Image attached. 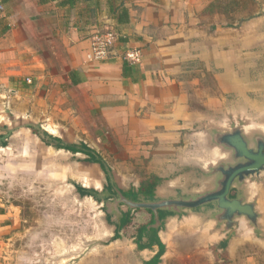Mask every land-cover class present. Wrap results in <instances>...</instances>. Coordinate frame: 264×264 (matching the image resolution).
Segmentation results:
<instances>
[{
	"label": "crops",
	"instance_id": "0c3cea01",
	"mask_svg": "<svg viewBox=\"0 0 264 264\" xmlns=\"http://www.w3.org/2000/svg\"><path fill=\"white\" fill-rule=\"evenodd\" d=\"M218 3L219 0H0V73L19 83L38 80V86L52 81L59 84V92L79 88L83 99L77 103V110L82 104L80 110L87 113L90 143L99 142L105 128L117 137L123 133L124 138H130L128 143L137 145L144 158L150 145L161 144L160 153L154 156L165 162V172L173 174L176 161L188 159L194 162L185 170L194 167L186 175L202 177L220 157L221 146L211 144L205 134L188 137L187 132L205 126L195 97H207L202 106L215 114L217 120H213L212 127L220 126L218 114L224 96L233 104L243 98L255 107L256 103L247 99L248 73L252 58L264 47V11L253 17L244 13L230 21L234 14L230 9L224 12ZM95 28L116 34L111 56L97 63L85 58L89 36ZM126 49L139 50L141 63L125 62L122 53ZM206 78L208 85L204 84ZM225 80L227 87L221 92ZM229 112L235 114V107ZM249 134L254 135L255 143L258 137L254 132ZM203 138L207 140L203 142ZM198 140L200 149L187 154L189 141ZM182 142L185 147L177 148ZM76 155L81 154L73 156ZM87 166L101 172L96 164ZM159 170L154 168L148 173L161 179L156 198L175 200L161 198L159 187L171 183L169 191L178 193L181 187L176 183L183 181H165ZM112 175L116 176L115 172ZM91 181L90 187L84 188L100 192L105 184L98 177ZM142 181L121 190L136 189ZM181 192L178 199L198 195L196 189L186 192V196ZM228 197L253 206L255 225L244 216H235L230 223L221 220L214 202L182 211L199 225L216 252L223 251L219 245L226 241L227 255L234 259L250 241L251 233L263 231L264 169L258 175L234 181ZM213 212L217 213L211 216ZM156 252V247L140 251L143 256L151 254L144 262Z\"/></svg>",
	"mask_w": 264,
	"mask_h": 264
},
{
	"label": "rangeland",
	"instance_id": "374dc122",
	"mask_svg": "<svg viewBox=\"0 0 264 264\" xmlns=\"http://www.w3.org/2000/svg\"><path fill=\"white\" fill-rule=\"evenodd\" d=\"M221 3H230V11L235 15L229 17L230 21L238 20L244 13L253 17L264 11V0H222ZM252 60L247 99L256 103L255 107L245 103L243 98H237L233 104L228 101L232 99L224 96L225 102L221 103L218 114L220 126L212 127L213 120H217L215 114L202 106L207 97H195L196 109L202 112L205 126L187 132L188 137L205 134L211 144L221 146L220 157L202 177L186 175L194 167L185 170L194 162L188 159L176 161L177 170L173 174L165 172V162L154 156L160 153L161 144L150 145L149 154L144 158L137 145L128 143L130 138H124L123 133L117 137L105 128L103 138L90 143L87 113L80 110L82 104L77 110V103H82L83 99L79 88L59 92V84L52 81L38 86L40 81L32 77L30 83L26 80L19 83L0 73V135L3 137L0 140V209L3 211L0 264H143L144 258L151 254L143 256L133 237L136 227L146 223L149 214L143 210L135 212L132 224L121 232V239L108 243L114 226L107 222L106 215L114 222L126 206H120L118 199L98 204L91 198H81L73 185L90 187L91 179L97 177L105 183L103 174L80 162L84 158L81 155L46 147L27 127L59 137L64 143L90 146L111 174L115 172L116 176H112L119 189L126 190L147 178L154 168H161L163 180L183 181L176 183L183 195L196 189L198 195L192 198L195 199L218 189L222 179L219 168L226 169L241 161L233 158V151L219 141L220 136L236 129L251 149H255L256 141L253 143L254 135L249 133L254 132L257 140L264 142V47ZM209 83L206 78L204 84ZM223 84L221 92L227 87V80ZM233 106L235 114L229 112ZM1 141L6 146L2 147ZM200 146V140L189 141L185 152H195ZM179 147H185V143L178 144ZM195 163L200 162L195 160ZM170 184L160 185L159 196L177 200L181 194L169 191ZM180 213L183 216L178 219L167 217L164 220L160 237L165 253L160 264H264V225L263 231L251 233L250 241L230 259L226 250L216 252L199 225L183 211Z\"/></svg>",
	"mask_w": 264,
	"mask_h": 264
},
{
	"label": "trees",
	"instance_id": "16d2710c",
	"mask_svg": "<svg viewBox=\"0 0 264 264\" xmlns=\"http://www.w3.org/2000/svg\"><path fill=\"white\" fill-rule=\"evenodd\" d=\"M221 1L222 0H219L218 3L219 8L224 12L228 11V9H230V3L222 4ZM27 128L30 129L31 133L36 136L46 147H50L56 151L62 150L73 155L81 154L84 156V158L80 161L89 164H96L99 166L100 171L105 179V184L103 185L102 190L97 192L94 189H88L82 187L81 185L74 184L73 186L81 198H91L98 204H105L107 202L113 201L114 199H118L120 206H125L124 203L119 201L120 198L139 204L156 203L161 201V199H158L155 196L156 187L161 182L159 177L151 175L143 180L139 184L138 188H130L127 191H123L119 189L114 183L111 171L100 155H98V153L91 149L87 144L79 143L76 145L64 143L59 137L50 135L45 131H41L32 126H28ZM2 138V135H0V140H2ZM1 146H6V143L1 141ZM197 209H199V207L191 210ZM140 210L147 212L150 215V220L149 222L140 224L136 227L133 242L138 251L145 249L152 250L153 247L157 248V252L148 261L143 262V264H160L161 257L165 253V245L160 241L158 233L164 229V220L167 217H179L182 215L180 212H175L171 209H159L157 210L158 223L156 224L152 211L148 209H133L126 206L125 211H119V215L116 217L114 222L110 221V215H106L107 222L114 226L113 235L108 240V243L121 239V232L132 224L134 213L139 212ZM2 214L3 211L0 209V215ZM226 245L227 242L224 241L219 246L225 250Z\"/></svg>",
	"mask_w": 264,
	"mask_h": 264
},
{
	"label": "water",
	"instance_id": "95a60500",
	"mask_svg": "<svg viewBox=\"0 0 264 264\" xmlns=\"http://www.w3.org/2000/svg\"><path fill=\"white\" fill-rule=\"evenodd\" d=\"M219 141L233 151L235 160L241 161L226 169H218L222 179L218 183V189L215 191L187 200H163L156 203L139 204L120 198V202L133 209H148L152 211L156 224L158 223L157 210L159 209H171L178 212L179 209H196L214 202L217 209L221 212V220L230 223L233 217L244 216L255 225L256 215L253 206L251 204H243L238 199H230L228 196L234 181H242L246 177L258 175L264 169V142L257 140L255 149H251L248 147L247 141L236 129L230 134L220 136Z\"/></svg>",
	"mask_w": 264,
	"mask_h": 264
},
{
	"label": "built area",
	"instance_id": "2783aa9c",
	"mask_svg": "<svg viewBox=\"0 0 264 264\" xmlns=\"http://www.w3.org/2000/svg\"><path fill=\"white\" fill-rule=\"evenodd\" d=\"M116 42V34L112 30L93 29L89 36V47L85 55L88 62H101L108 59ZM122 59L132 65L141 63V53L137 49H126L122 53ZM27 83L31 81L26 79Z\"/></svg>",
	"mask_w": 264,
	"mask_h": 264
},
{
	"label": "clouds",
	"instance_id": "9594fccd",
	"mask_svg": "<svg viewBox=\"0 0 264 264\" xmlns=\"http://www.w3.org/2000/svg\"><path fill=\"white\" fill-rule=\"evenodd\" d=\"M213 163H214V161H213Z\"/></svg>",
	"mask_w": 264,
	"mask_h": 264
}]
</instances>
